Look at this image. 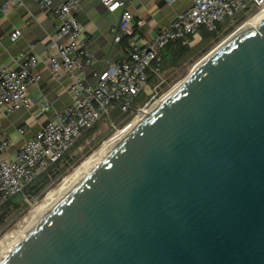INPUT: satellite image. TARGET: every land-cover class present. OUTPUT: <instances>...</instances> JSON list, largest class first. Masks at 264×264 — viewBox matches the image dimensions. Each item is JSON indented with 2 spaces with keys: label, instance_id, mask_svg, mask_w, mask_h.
Listing matches in <instances>:
<instances>
[{
  "label": "water",
  "instance_id": "95a60500",
  "mask_svg": "<svg viewBox=\"0 0 264 264\" xmlns=\"http://www.w3.org/2000/svg\"><path fill=\"white\" fill-rule=\"evenodd\" d=\"M205 57L0 264H264V15Z\"/></svg>",
  "mask_w": 264,
  "mask_h": 264
},
{
  "label": "built area",
  "instance_id": "2783aa9c",
  "mask_svg": "<svg viewBox=\"0 0 264 264\" xmlns=\"http://www.w3.org/2000/svg\"><path fill=\"white\" fill-rule=\"evenodd\" d=\"M174 2L175 0H169ZM39 7L59 19L55 38L51 39L52 52L43 56L30 53L26 60L12 66L0 65V107L8 112L35 104V117L44 116L52 102L43 97L35 101L29 94V86L37 82L40 73L35 70L43 63L54 77L66 75L71 104L63 111L47 117L41 127L12 150L14 143L0 136V206L16 195L27 198L26 189L42 172L62 159L75 147L86 132L108 115L115 104L123 111L131 109L143 91L158 92L163 84V50L170 43L182 41L191 44L202 28L217 31L218 24L238 15L249 16L264 12V0H193L190 8L175 15L152 38L143 43L133 41L129 53L118 64L107 65L93 71V81L85 77V71L94 63V54L85 45L84 30L76 16L80 0H36ZM110 12L120 11L116 27L112 29L114 41L121 42L131 32L133 12L127 0H101ZM22 5L24 0H10ZM3 7V11L6 10ZM21 35V28L11 32V39ZM157 79L151 86V79ZM28 125L19 128L24 135Z\"/></svg>",
  "mask_w": 264,
  "mask_h": 264
},
{
  "label": "crops",
  "instance_id": "0c3cea01",
  "mask_svg": "<svg viewBox=\"0 0 264 264\" xmlns=\"http://www.w3.org/2000/svg\"><path fill=\"white\" fill-rule=\"evenodd\" d=\"M127 1L133 12V19L131 32L124 35L128 37L125 43L114 41L112 31L118 24L120 11H108L101 0H80L76 16L84 30L85 45L95 57L93 65L85 71V77L90 82L94 79L93 71L107 65L118 64L128 55L129 46L133 41L140 44L152 38L162 27L167 26L177 13L190 8L193 4V0ZM4 6L7 7L5 11L2 10ZM58 24L59 19L42 10L36 0H24L22 5L10 3V0H0V65L7 63L18 66L30 53L43 56L52 52L51 39L56 36ZM17 27L21 28V35L12 40L11 32ZM35 70L40 73V78L29 86V94L35 101L43 97L48 98L52 106L41 117H35L37 104L30 110L22 108L12 113L0 107V136H8L12 140L14 143L12 150L25 138L32 136L47 117L65 110L72 102L68 76L54 77L45 69L43 63H39ZM24 125H28V129L22 136L18 130ZM15 132L20 135L18 138H12Z\"/></svg>",
  "mask_w": 264,
  "mask_h": 264
},
{
  "label": "rangeland",
  "instance_id": "374dc122",
  "mask_svg": "<svg viewBox=\"0 0 264 264\" xmlns=\"http://www.w3.org/2000/svg\"><path fill=\"white\" fill-rule=\"evenodd\" d=\"M249 16L238 15L235 18H228L221 22L223 25L216 33L207 36L199 33L189 44L187 51L170 60H167L163 70V84L158 88V92L143 91L139 97L132 102L131 109L123 111L120 105L115 104L110 113L104 116L97 129L92 133L86 134L81 138L76 146L70 152V160L62 162L60 170L56 175H52L50 180L36 193L27 195V198L21 195L13 197L14 201L19 202V205L10 208L4 223L0 226V241L3 237L18 228L20 222L32 211V202L41 200L50 189H54L63 180V178L72 173L90 154L98 149L102 143L109 139L115 132L122 130L126 131L132 127L135 119L144 112L149 111L157 101L164 95L171 92L179 85L192 71L198 62L215 50L221 42L230 39L243 25ZM206 58V57H205ZM157 79H151V86L155 85ZM20 136L17 132L13 133L12 138Z\"/></svg>",
  "mask_w": 264,
  "mask_h": 264
},
{
  "label": "bare ground",
  "instance_id": "6f19581e",
  "mask_svg": "<svg viewBox=\"0 0 264 264\" xmlns=\"http://www.w3.org/2000/svg\"><path fill=\"white\" fill-rule=\"evenodd\" d=\"M263 15H264V12H260V13L253 15L252 17L248 18L247 21H245L243 23V25L240 27L239 30L249 26L250 24L253 27H255ZM227 40L228 39L221 42L220 45L225 43ZM197 65H196V67H197ZM196 67H194V68H196ZM171 92H169V93H171ZM169 93H167L159 101H157L155 103V105L149 111L141 113L135 119L132 127H130L129 130H126V131L119 130V131L115 132L109 139H106L102 143V145L98 149H96L92 154H90L78 167H76L72 171V173L66 175L63 178V180L57 185L56 188L50 189L47 192V194L44 196L43 199L33 201L32 202L33 208H32V211L30 212V214L24 218L22 223L20 222V225L18 226L17 229L7 233L3 237V239L0 241V256L7 249H9L13 245V243L23 233H25L30 227H32L69 189H71L112 147H114L159 102H161L164 98H166V96H168Z\"/></svg>",
  "mask_w": 264,
  "mask_h": 264
},
{
  "label": "trees",
  "instance_id": "16d2710c",
  "mask_svg": "<svg viewBox=\"0 0 264 264\" xmlns=\"http://www.w3.org/2000/svg\"><path fill=\"white\" fill-rule=\"evenodd\" d=\"M222 25H223L222 23L218 24V30H219V28ZM217 31H213L212 32V31L206 30L205 28H202L200 30V33H202V35H204V36H207L209 34L216 33ZM190 38L192 39V37H190ZM127 41H128V37L127 36H123L121 42H125L126 43ZM188 47H189V44H184L181 40L177 41V42L170 43L169 45H167V47L162 52V55H163V67H164V65H165L167 60H170L171 58H174V57H176V56H178L180 54L185 53L187 51ZM99 122L96 125H94L91 129H89L86 132V134H89V133H92L93 131H95L97 129L96 127L99 124ZM78 142H77V144H78ZM77 144L75 145L74 148H76ZM74 148H72L69 152H67L62 159H59L55 163H53V165L48 170H46V171L42 172L41 174H39L36 177V179L28 186V188L26 189V192L29 193V194H31V192L32 193L38 192L44 186V184H46L51 179L50 177L52 175H56L57 174V172L60 170L59 165L62 162H64V161L68 162L70 160V157H71L70 156V152ZM21 196H23V195H21ZM17 205H19L18 200L14 201L13 197H12V198L7 200L4 204H2L0 206V226L4 223L8 213L10 212V208H12L13 206H17Z\"/></svg>",
  "mask_w": 264,
  "mask_h": 264
}]
</instances>
